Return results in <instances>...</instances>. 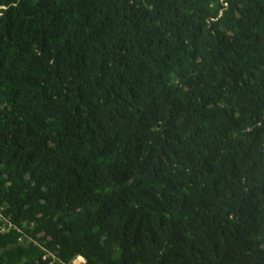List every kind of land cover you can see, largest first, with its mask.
I'll use <instances>...</instances> for the list:
<instances>
[{
	"label": "trees",
	"instance_id": "obj_1",
	"mask_svg": "<svg viewBox=\"0 0 264 264\" xmlns=\"http://www.w3.org/2000/svg\"><path fill=\"white\" fill-rule=\"evenodd\" d=\"M0 264H264V0H0Z\"/></svg>",
	"mask_w": 264,
	"mask_h": 264
},
{
	"label": "rangeland",
	"instance_id": "obj_2",
	"mask_svg": "<svg viewBox=\"0 0 264 264\" xmlns=\"http://www.w3.org/2000/svg\"><path fill=\"white\" fill-rule=\"evenodd\" d=\"M73 264H84V261L82 259H78V260L74 261Z\"/></svg>",
	"mask_w": 264,
	"mask_h": 264
},
{
	"label": "built area",
	"instance_id": "obj_3",
	"mask_svg": "<svg viewBox=\"0 0 264 264\" xmlns=\"http://www.w3.org/2000/svg\"><path fill=\"white\" fill-rule=\"evenodd\" d=\"M1 216V215H0ZM78 259H82L81 257H77L74 261H76V260H78ZM83 260V259H82ZM74 261H73V263H74ZM84 261V260H83ZM72 263V264H73Z\"/></svg>",
	"mask_w": 264,
	"mask_h": 264
}]
</instances>
